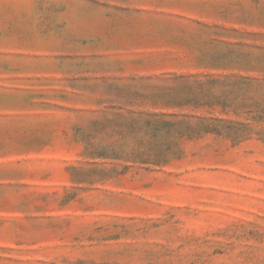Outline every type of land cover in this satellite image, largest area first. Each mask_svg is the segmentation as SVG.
I'll return each instance as SVG.
<instances>
[{
    "label": "rangeland",
    "instance_id": "rangeland-1",
    "mask_svg": "<svg viewBox=\"0 0 264 264\" xmlns=\"http://www.w3.org/2000/svg\"><path fill=\"white\" fill-rule=\"evenodd\" d=\"M0 264H264V0H0Z\"/></svg>",
    "mask_w": 264,
    "mask_h": 264
}]
</instances>
